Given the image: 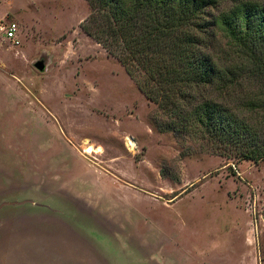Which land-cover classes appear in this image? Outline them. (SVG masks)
<instances>
[{"label":"rangeland","instance_id":"rangeland-1","mask_svg":"<svg viewBox=\"0 0 264 264\" xmlns=\"http://www.w3.org/2000/svg\"><path fill=\"white\" fill-rule=\"evenodd\" d=\"M89 13L0 0L20 40L0 38V264H264V160L158 131L150 83L82 29Z\"/></svg>","mask_w":264,"mask_h":264},{"label":"trees","instance_id":"trees-1","mask_svg":"<svg viewBox=\"0 0 264 264\" xmlns=\"http://www.w3.org/2000/svg\"><path fill=\"white\" fill-rule=\"evenodd\" d=\"M82 29L160 103L158 131L264 160V0H86Z\"/></svg>","mask_w":264,"mask_h":264},{"label":"built area","instance_id":"built-area-1","mask_svg":"<svg viewBox=\"0 0 264 264\" xmlns=\"http://www.w3.org/2000/svg\"><path fill=\"white\" fill-rule=\"evenodd\" d=\"M0 38L11 41L13 45H18V25L15 21H0Z\"/></svg>","mask_w":264,"mask_h":264},{"label":"bare ground","instance_id":"bare-ground-1","mask_svg":"<svg viewBox=\"0 0 264 264\" xmlns=\"http://www.w3.org/2000/svg\"><path fill=\"white\" fill-rule=\"evenodd\" d=\"M128 143L131 145V146H133L134 147V145H135V143H134V141H132L130 138L128 139ZM133 149V148H132ZM101 150V147L100 146H98V147H96V146H94V145H92V144H87L85 147H84V152L85 153H88V154H91V153H93V152H98V151H100Z\"/></svg>","mask_w":264,"mask_h":264},{"label":"water","instance_id":"water-1","mask_svg":"<svg viewBox=\"0 0 264 264\" xmlns=\"http://www.w3.org/2000/svg\"><path fill=\"white\" fill-rule=\"evenodd\" d=\"M35 67H36L37 69H39V70H44V68H45V64H44L42 61H37V62L35 63Z\"/></svg>","mask_w":264,"mask_h":264}]
</instances>
